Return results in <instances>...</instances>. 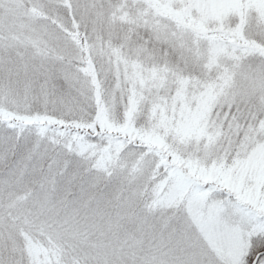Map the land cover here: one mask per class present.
I'll use <instances>...</instances> for the list:
<instances>
[{
    "label": "snow or ice",
    "instance_id": "snow-or-ice-1",
    "mask_svg": "<svg viewBox=\"0 0 264 264\" xmlns=\"http://www.w3.org/2000/svg\"><path fill=\"white\" fill-rule=\"evenodd\" d=\"M0 264H264V0H0Z\"/></svg>",
    "mask_w": 264,
    "mask_h": 264
}]
</instances>
